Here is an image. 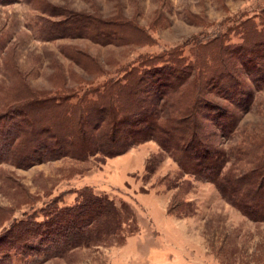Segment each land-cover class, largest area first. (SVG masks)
I'll return each mask as SVG.
<instances>
[{
  "label": "rangeland",
  "instance_id": "rangeland-1",
  "mask_svg": "<svg viewBox=\"0 0 264 264\" xmlns=\"http://www.w3.org/2000/svg\"><path fill=\"white\" fill-rule=\"evenodd\" d=\"M70 13L109 20L117 34L64 36ZM262 41L264 0H0V114L26 87L82 92L151 63L169 91L160 121L190 119L193 108V156L238 178L264 156ZM0 158V264H264V222L153 138L115 157L28 168L6 161L2 148ZM85 186L119 207L117 231L50 256L42 223Z\"/></svg>",
  "mask_w": 264,
  "mask_h": 264
},
{
  "label": "trees",
  "instance_id": "trees-1",
  "mask_svg": "<svg viewBox=\"0 0 264 264\" xmlns=\"http://www.w3.org/2000/svg\"><path fill=\"white\" fill-rule=\"evenodd\" d=\"M69 16L72 20L67 16L68 24L60 28L64 36L89 29L109 40L117 34L110 29L114 24L109 20L75 13ZM51 24V32H58ZM260 44L264 47V41ZM147 65L142 71L129 70L122 78L113 77L82 92L79 88L36 91L25 86L26 94L10 99L6 112L0 114V148L6 161L28 168L65 156L78 160L97 154L115 157L153 138L183 169L196 173L201 166L228 201L249 219L264 222V156L238 178L221 175L215 166L203 167L191 152L197 136L193 108L190 119L181 116L160 121V113L169 109L165 99L169 91L160 89L158 68ZM121 215L112 199L85 186L74 204L57 208L42 223L45 244L51 247L47 253L60 257L72 249L104 242L116 233ZM24 230L23 234L31 236L29 226Z\"/></svg>",
  "mask_w": 264,
  "mask_h": 264
}]
</instances>
